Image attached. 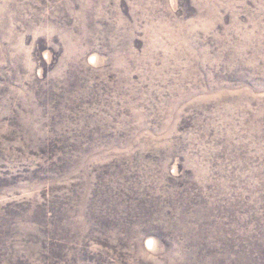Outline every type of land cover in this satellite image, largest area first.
I'll use <instances>...</instances> for the list:
<instances>
[{"label": "rangeland", "instance_id": "374dc122", "mask_svg": "<svg viewBox=\"0 0 264 264\" xmlns=\"http://www.w3.org/2000/svg\"><path fill=\"white\" fill-rule=\"evenodd\" d=\"M0 264H264V0H0Z\"/></svg>", "mask_w": 264, "mask_h": 264}]
</instances>
